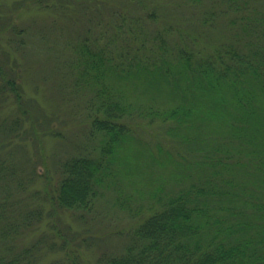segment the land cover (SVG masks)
I'll return each mask as SVG.
<instances>
[{
	"label": "trees",
	"instance_id": "obj_1",
	"mask_svg": "<svg viewBox=\"0 0 264 264\" xmlns=\"http://www.w3.org/2000/svg\"><path fill=\"white\" fill-rule=\"evenodd\" d=\"M136 2L143 13L116 11L103 31L85 35L76 50L75 85L92 91L88 139L61 161L60 177L46 196L55 208L84 213L114 192L108 195L114 204L128 208L120 169L132 161L126 153L139 136L127 119L134 107L122 89L128 83L144 90L165 87L176 102L140 114L180 126L184 150L196 152V162L209 170L173 190L159 186L155 202L136 208L140 221L130 227L123 249L96 263L264 264V0H180L197 22L153 30L147 26L158 20L157 11ZM218 23L232 30L228 38L209 35ZM5 65L0 63V95L12 98L13 133L29 117V101L18 69ZM210 125L224 126L228 146L218 142L214 153L204 145L195 149ZM10 169L0 154V264H37L35 244L14 249L25 223L8 215L15 201L2 183L14 174Z\"/></svg>",
	"mask_w": 264,
	"mask_h": 264
},
{
	"label": "rangeland",
	"instance_id": "obj_2",
	"mask_svg": "<svg viewBox=\"0 0 264 264\" xmlns=\"http://www.w3.org/2000/svg\"><path fill=\"white\" fill-rule=\"evenodd\" d=\"M144 3L158 14L156 22L146 25L150 30L167 23L184 27L187 19L197 22L192 9L180 0ZM142 7L136 0H0V63L18 69L29 101V117L10 133L15 107L11 97L5 100L0 95V154L14 171L2 189L6 193L8 187L15 201V210L8 212L11 220L25 223L13 238L14 249L35 244L37 264H97L101 255L120 252L130 227L140 221L136 208L155 202L152 194L159 186L164 192L173 190L209 170L196 162V152L184 150L180 126L140 114L149 106L173 105L176 100H171L168 90H144L128 83L122 92L134 110L127 119L139 137L138 143L130 144L133 152L126 153L132 161L120 166V182L129 207L135 210L131 213L129 207L114 204L108 196L114 192L84 213L55 208L46 196V188L57 184L61 161L83 149L88 139L87 101L92 91L75 85L77 71L72 65L80 42L85 35L96 37L103 31L116 11L131 16L143 13ZM219 23L209 33L214 40L232 34ZM107 32L113 34L114 29ZM223 131L224 126L219 130L207 126L195 140V149L204 145L214 153L218 142L228 146ZM152 153L162 160H155Z\"/></svg>",
	"mask_w": 264,
	"mask_h": 264
}]
</instances>
